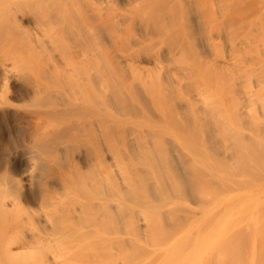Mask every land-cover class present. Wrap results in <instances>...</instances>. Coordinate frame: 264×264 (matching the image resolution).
Instances as JSON below:
<instances>
[{"label":"bare ground","instance_id":"1","mask_svg":"<svg viewBox=\"0 0 264 264\" xmlns=\"http://www.w3.org/2000/svg\"><path fill=\"white\" fill-rule=\"evenodd\" d=\"M109 1L0 0V264H264V157L251 147H264V26L255 31L260 38L254 32V42H246L257 26H202L196 1L156 0L161 6L151 13L154 0H131L148 15L135 21L146 42L179 33L168 53L175 59L193 36L208 49L222 40L232 69L186 66L197 82L190 97L197 108L189 98L176 106L193 121L205 114L197 122L200 138L181 129L159 131L168 136L161 138L154 131L162 125L152 120L135 125L141 131L128 138H108V115L117 117L135 94H157L164 126L173 110L160 78L154 84L152 75H135L116 53L108 59L95 6ZM249 9L264 15V0ZM156 12H167V24ZM121 14L108 18L116 32ZM143 49L131 58L160 69ZM170 69L165 73L176 81ZM16 116L32 130L11 147L4 128ZM183 119L177 117L180 127ZM249 123L259 127L254 138ZM68 150L77 160L66 161Z\"/></svg>","mask_w":264,"mask_h":264},{"label":"rangeland","instance_id":"2","mask_svg":"<svg viewBox=\"0 0 264 264\" xmlns=\"http://www.w3.org/2000/svg\"><path fill=\"white\" fill-rule=\"evenodd\" d=\"M81 1H85V3L88 6H91L93 3V0H81ZM154 1L156 4L157 1L156 0ZM161 1H159V3L157 2V5L151 6L152 7L150 11L151 13L154 9L153 7L161 6V3H162ZM192 1H196L197 5L200 7L199 13H200L201 22L203 24L202 26H215L216 28H220V29L222 26H257V28L253 27L254 29H251L252 27H250L251 31L249 30L247 31L248 33H246L248 36L246 34L245 36L244 34L242 35L245 38L247 37L246 39L249 38V35H251L250 37L253 38L252 34H254L255 31L257 32L259 29H261L260 28L261 26H264V15L259 13L257 10L249 9V8H254V7L256 8L260 0H192ZM132 2L131 0H130V3H127L124 0H111L109 1L108 4L103 3L100 6H95V8L98 10L97 12L100 13L103 17V21L101 23L102 25L97 28L98 39L102 40L100 42L105 43V47L107 48L106 52L108 56L109 54L111 56H114L112 54H115V53L116 55L121 56L120 58H122L124 61L122 62V65H121L122 67L123 66L127 67V64H128V66L135 68V71H136L135 75L138 74L141 76V78L149 79V76L152 75L151 82L154 84H156L160 78L159 86L161 84H164L165 86H168L171 90L169 101L172 105L173 110L171 111L170 114H167L165 124L168 127H166L163 125L164 122L158 119L157 113L154 108L156 104V100H157V94H151V97H147L143 93H138L137 95L134 93L135 94L134 99L132 101H128L126 99L125 103L123 104V110H119L120 114H118L117 117H112L110 116V114L108 115L107 117L108 138H117L119 136L128 138L132 134H136L137 132L141 131V130H138L135 127V125L137 124L145 125L144 121H148V120L161 123L159 125H162V126H159L154 131V132H157L156 136H159L161 138H167L168 136L167 134L162 135L163 133L159 135L158 134L159 131H163V132H166L167 130L177 131V129L178 130L181 129L180 131L190 132L191 134H188V135L192 138H198V137L200 138V135L197 134V130H198L197 122L201 120L202 118H204L205 114L203 112H199L197 120L193 121L189 116H187L189 110L185 106L180 107V108L176 106V101L178 99H181V98L190 99V97L193 95L192 85L197 83L194 77H191L193 75V71L188 70L186 66L188 64H194L195 67L207 68V69L215 70L216 72H218V70H220L222 73L225 70L230 71L232 67L230 66L229 68V66H227L226 64V57L228 56V51L225 49L223 44L220 42L222 40L220 41L218 40L221 44H219L218 41H215L217 44L211 49H208L198 40L199 35H196V36H193L191 39H189L187 42H185V52L182 57L178 58L179 57L178 56L175 59L169 57L168 53L172 52L177 47L179 42L181 41L180 37H177L179 33H177V35L173 34L174 36L172 37L168 36L167 37L168 39H166L163 43H160V41L156 38H153L151 40H148V42H146L147 39L144 36L145 33L143 32L142 29H140L137 25H135V21L138 22L139 17L146 16L147 14L144 15L146 12L143 13V10H144L143 7H140V5H138L137 2L135 1H132ZM168 2L169 1L164 0L163 4L168 3ZM146 3L143 1L140 4L144 5ZM251 3H256L257 5L255 4L256 6L254 5V7L253 6L249 7V5L250 6L252 5ZM158 8H155V9L157 10ZM145 10L147 11V9ZM168 10H164V11L169 12ZM115 11H119L120 13H122L121 16L124 17V19L122 17L123 21H121L122 19H118L115 21V22L120 21L118 23L119 26L116 23L117 28L120 27V32H116L115 26L112 24V21L110 22L108 20V18L111 17V14L115 13ZM167 12H163L164 16L160 15L162 14L161 12L159 14L160 17L156 12L157 14L156 18L158 19L159 21L158 23H160V25H161V22L162 24L163 23L167 24L168 22ZM170 12L172 13V10H170ZM188 12L189 13L186 18L189 17L188 18V22H189L190 17H193V15L189 16V14H192L194 12V7L191 6L190 11ZM171 16L173 15L170 14V19H171ZM161 17L163 19H161ZM113 18L111 20H115ZM228 18H234L236 20L241 19L244 21L236 25H229L227 23ZM191 25H194V24H191ZM117 35L123 38L121 44L116 42ZM256 35H257L256 37H255V34L253 35L254 40L255 38L257 39L260 38V36L258 37L259 33H256ZM175 38H178V39H175ZM239 38L241 40L242 37H239ZM251 38L249 39L251 40ZM253 39L251 41L249 40L246 42L253 43L254 42ZM133 41H135V44H137L136 45L137 47H134ZM141 41L143 43H141ZM243 41L245 43V39ZM255 44H256V41H255ZM120 45H121V48L119 47ZM251 45L252 44H250V46ZM245 46L246 44L243 45L245 50L249 48ZM139 47L141 49L144 48L145 50L148 49L147 50L149 52L148 55L150 57H153V56L157 57L162 62L161 63L162 67L160 69H157L158 67L155 68L154 65H151V63H147L144 57H141L138 60L132 59L131 52L138 49ZM118 48L121 50H119ZM238 51H240V49ZM111 56H109L108 59ZM113 58H115V56ZM125 63L127 64L125 65ZM214 65H215V69H212L211 66H214ZM170 68L173 70L172 73L176 77L177 79L176 81H171L170 77L166 75L165 73V71L167 69L169 70ZM213 78L214 77H211V78L204 77V79H210V80H212ZM135 84H138V83L135 82ZM191 103L195 105V108H197V104L193 103V101ZM250 107L252 109L250 111L251 115L253 114V116H255V113L257 115L258 114L257 110H255L257 108L256 107L253 108V106H250ZM216 112L218 113V116L220 117V113L217 110ZM177 117H184L183 119L184 126L180 127ZM259 118L261 121L264 119V118L261 119V117ZM261 121L259 122L260 124L262 123ZM257 122L258 121H256L255 123ZM257 126H258L257 124L249 123L245 127L246 130L252 131L251 137H253L254 132L256 133V131L258 130L259 127ZM141 127L142 129L145 128V127L143 128V126H140V128ZM4 130L7 132L4 140L7 139L9 145L11 147H14V146H21L27 140V137L29 136L32 130V126L30 122L21 120L19 116H16L13 119L12 125H10V127H5ZM142 133H143L142 136L144 137L141 139H149L151 135L150 132L142 131ZM253 144L254 145H252L251 147L253 149V152L254 153L256 152L255 156H258L257 158L264 157V147L258 144H255V142H253ZM3 145H4L3 141L0 140V149L3 147ZM66 154H67L66 161L70 162L72 157H74V160H77V156L72 155V153L69 150L66 152ZM4 158L6 157L0 154V163L3 161ZM260 176L261 174H258L256 177H260ZM10 262L12 264L18 263L16 259L11 260Z\"/></svg>","mask_w":264,"mask_h":264}]
</instances>
